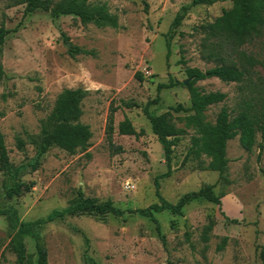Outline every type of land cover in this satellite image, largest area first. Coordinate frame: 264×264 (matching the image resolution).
I'll return each mask as SVG.
<instances>
[{
    "label": "rangeland",
    "instance_id": "obj_1",
    "mask_svg": "<svg viewBox=\"0 0 264 264\" xmlns=\"http://www.w3.org/2000/svg\"><path fill=\"white\" fill-rule=\"evenodd\" d=\"M63 1L69 0H51L49 5L53 8ZM191 1L86 0L117 16L119 26L112 27L83 22L75 15L54 17L51 10L27 12L21 0H0V26L9 29L0 56L4 68L0 134L12 164H26L36 156L43 127L65 89L90 90L81 121L93 133L90 145L74 154L53 146L38 169L22 176L23 187L13 197L7 191L14 179L0 170V209L14 207L20 219L16 223L11 213L0 214V264H17L10 246L17 233L26 244L29 264H36V238L20 223L65 209L78 199L80 190L87 198L110 199L124 210L158 201L155 178L168 166L144 108L158 96L160 100L149 107L155 114L178 104L191 106L186 85L160 91L158 86L172 79L187 81L186 65L202 70L215 65L205 58V34L198 27L232 7L230 0L192 7L174 34L168 56L171 24ZM246 49L264 55V40ZM250 76L254 84L248 78L226 83L216 77L197 83L206 92L227 94L204 112L206 122L215 123L223 107L236 115L244 97L259 94L264 68L257 64ZM112 107L116 108L113 145L108 139ZM187 114L174 112L177 126L186 133L174 148L171 176L160 180L161 193L176 203L185 193L212 184L222 195V205L198 198L187 203L182 214L156 213L165 243L156 224L137 212L66 215L38 228L49 264H263L264 135L258 133L252 151L241 145L240 134L230 139L229 161L221 177L209 167L213 157L196 144L200 135L186 126ZM127 117L141 135L119 133V123ZM128 182L134 187L127 188Z\"/></svg>",
    "mask_w": 264,
    "mask_h": 264
},
{
    "label": "trees",
    "instance_id": "obj_2",
    "mask_svg": "<svg viewBox=\"0 0 264 264\" xmlns=\"http://www.w3.org/2000/svg\"><path fill=\"white\" fill-rule=\"evenodd\" d=\"M50 1L21 0L22 3L27 4V12L51 10L54 17L75 15L83 22H93L97 26H119L117 16L109 13L104 5H90L86 3V0H69L60 2L51 8ZM218 1L227 0H192L179 9L166 40L168 56L170 55L171 41L174 34L192 7L199 4L212 5ZM230 1H232L230 9L224 10L214 21L204 23L198 27L205 34L203 40L205 58L214 61L215 65L206 70L186 65L187 83L172 79L169 83H161L158 86L160 91L177 85H186L191 98V106L185 107L183 104H178L171 106L164 113L155 114L150 111L149 107L160 100L158 96L155 100L148 102L144 108L152 131L163 147L168 166L166 172L155 178L158 201L145 208L124 210L117 207L110 199L97 202L87 198L80 190L78 199L65 209H54L45 218L20 223L25 230H32L36 238L38 255L36 264H49L48 250L40 240L38 228L56 219H62L66 215L110 213L122 216L126 212H137L142 216L149 217L156 224L157 231L165 243L166 239L161 233V226L156 213L169 210L176 214H182L185 205L198 198H204L220 206L222 205V195L216 194L212 184H206L198 190L189 191L182 195L176 203H173L162 195L160 180L171 176L174 148L179 145L182 135L186 133L185 129L177 126L174 112H188L185 116L186 126L193 127L200 135V138H197L195 142L199 144L198 146H201V150L206 151L208 155L213 157L209 167L218 170L221 177L229 161L226 158V149L230 139L240 134L241 145L246 150L252 151L257 143L258 133L264 135V78L258 84L260 87L259 94L244 97L236 115H232L227 107H223L218 113L215 123L205 121L204 112L210 106L223 102L227 94L222 91L206 92L197 85L199 81L216 77L226 83H242L248 78L250 83L254 84L255 82L250 76L251 69L257 64L264 68V55L246 49L255 41L264 40V0ZM8 33L9 29L4 25L0 26V56ZM182 62L186 64L185 61ZM3 74L4 68L0 59V78ZM137 77L143 79L142 73L138 72ZM89 94L90 90L84 88L65 89L59 94L56 104L43 127L42 139L38 145L37 154L26 164L18 166L12 164L4 136L0 134V170L8 173L14 179L13 185L7 191L9 197H13L21 191L23 187L22 176L29 169L32 171L38 169L43 157L53 146H58L74 154L90 145L93 133L90 126L81 121L83 115L82 104ZM115 112L116 108L112 107L108 125V139L111 145H113L112 138L115 129ZM119 133L122 135H141L128 117L119 123ZM18 145L22 148L24 146L23 140L20 139ZM9 213L13 215L16 223L20 221L16 208L0 209V214ZM227 219L229 218L227 217ZM230 221L239 223L238 219ZM10 246L16 253L17 264H29L26 244L21 234L17 233L12 237ZM261 257L264 264V249L261 250Z\"/></svg>",
    "mask_w": 264,
    "mask_h": 264
},
{
    "label": "built area",
    "instance_id": "obj_3",
    "mask_svg": "<svg viewBox=\"0 0 264 264\" xmlns=\"http://www.w3.org/2000/svg\"><path fill=\"white\" fill-rule=\"evenodd\" d=\"M133 187H134V185H133V184H131L130 182H128V183H127V188H129V189H130V188H133Z\"/></svg>",
    "mask_w": 264,
    "mask_h": 264
},
{
    "label": "water",
    "instance_id": "obj_4",
    "mask_svg": "<svg viewBox=\"0 0 264 264\" xmlns=\"http://www.w3.org/2000/svg\"><path fill=\"white\" fill-rule=\"evenodd\" d=\"M188 82V80L187 81H185V83H187Z\"/></svg>",
    "mask_w": 264,
    "mask_h": 264
}]
</instances>
